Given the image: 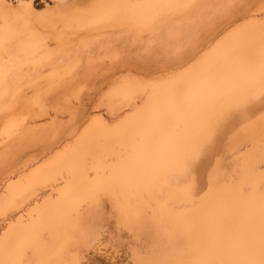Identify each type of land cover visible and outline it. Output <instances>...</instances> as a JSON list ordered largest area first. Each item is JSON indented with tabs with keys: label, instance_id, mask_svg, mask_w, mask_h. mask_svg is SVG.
Wrapping results in <instances>:
<instances>
[{
	"label": "bare ground",
	"instance_id": "obj_1",
	"mask_svg": "<svg viewBox=\"0 0 264 264\" xmlns=\"http://www.w3.org/2000/svg\"><path fill=\"white\" fill-rule=\"evenodd\" d=\"M51 1L40 8L36 0H0V95L43 65L67 63L69 72L68 59L55 52L76 28L111 22L146 28L192 0ZM109 91L122 103L137 93L144 101L114 123L96 114L70 145L6 183L0 214L18 215L0 236V264H63L69 244L85 238L79 209L100 194L114 201L125 228L151 222L166 244L142 264H264V110L235 135L242 141L234 147L235 178L194 206L168 201L178 194L194 201L190 186L172 182L176 174L187 171L220 122L264 93V19L252 17L171 80L123 82ZM11 117L2 119L7 136L22 123ZM45 189L49 195L39 201Z\"/></svg>",
	"mask_w": 264,
	"mask_h": 264
},
{
	"label": "rangeland",
	"instance_id": "obj_2",
	"mask_svg": "<svg viewBox=\"0 0 264 264\" xmlns=\"http://www.w3.org/2000/svg\"><path fill=\"white\" fill-rule=\"evenodd\" d=\"M45 1L53 4L51 0H36V5L41 8ZM252 17L264 19V0H192L185 9L164 14L146 28L131 22L76 28L78 31H73L55 52L58 60L68 59L69 72L65 71L67 63L60 67L43 65L0 95V198L9 179L27 173L70 145L96 114L114 123L143 104L145 94L139 93L129 103H122V99L109 93L113 86L171 80ZM245 106L232 111L218 124L198 156L189 158L187 171L173 179L176 186H190L193 204L181 199L180 194L177 199H169V203L194 206L223 180L236 177L240 159L234 147L242 141L235 135L264 110V93L250 97ZM8 116H15L22 123L7 136L1 128L2 119L9 120ZM216 175L218 181L212 183ZM42 192L39 201L41 196L49 195L48 189ZM102 195V199L97 196L98 200H88L85 210L84 206L79 209L84 211L79 212V221L84 219L80 224L85 238L78 235L69 244L63 264H71L75 259L81 260V264H142L141 258L166 249L153 223L125 228L114 201ZM156 196L165 199L167 192H157ZM31 201L33 206L34 200ZM27 209L28 205L22 213L26 214ZM17 215L14 211L9 219L0 214V236ZM75 263L76 260L72 264Z\"/></svg>",
	"mask_w": 264,
	"mask_h": 264
}]
</instances>
